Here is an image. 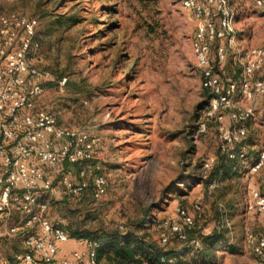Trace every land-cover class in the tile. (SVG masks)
Returning a JSON list of instances; mask_svg holds the SVG:
<instances>
[{"label":"rangeland","instance_id":"rangeland-1","mask_svg":"<svg viewBox=\"0 0 264 264\" xmlns=\"http://www.w3.org/2000/svg\"><path fill=\"white\" fill-rule=\"evenodd\" d=\"M231 5L238 45L264 44V6L256 0H231ZM0 9L39 20L33 63L50 69L55 81L36 99V109L99 137L94 163L107 177V193L96 200L90 186L81 200L63 189L44 194L48 217L81 231H137L152 244L178 251L177 264H256L245 237L249 230L264 232V214H248L245 206L251 187L264 193V168L250 170L264 144V98L252 102L255 116L246 123L248 159L225 173L229 162L220 124L207 120L213 96L203 86L193 50L199 25L194 11L181 0H0ZM61 14L78 20L58 25L54 19ZM224 42L212 43L213 64L224 80H237L241 69L233 52L224 63L217 59V46ZM204 120L208 126L201 132ZM93 174L91 166L90 183ZM182 211L195 219L186 238L159 227L166 220L182 224ZM150 219L156 222L148 226ZM15 223L18 213L9 220ZM219 231L239 251L222 246L217 260L196 259L192 239L204 241ZM23 249L21 236H4L0 264Z\"/></svg>","mask_w":264,"mask_h":264},{"label":"built area","instance_id":"built-area-1","mask_svg":"<svg viewBox=\"0 0 264 264\" xmlns=\"http://www.w3.org/2000/svg\"><path fill=\"white\" fill-rule=\"evenodd\" d=\"M181 2L199 19L193 50L203 86L213 96L207 120L219 122L221 149L229 158L244 161L249 156L246 123L255 116L252 102L264 98V44L238 45L231 0ZM256 3L264 6V0ZM38 28L36 17L0 9V239L19 235L24 247L2 264H99L102 242L98 239H88L85 247L60 258L61 245L69 241V233L45 214L49 203L42 198L44 194H59L63 189L65 195L81 200L91 186L92 197L99 200L107 193L108 180L102 167L94 163L97 135L84 128L63 126L51 111L36 109V99L48 83L55 81L50 69L33 63L40 48ZM217 39L226 40L217 46L218 61L224 63L233 52L241 69L239 79L224 80L216 71L211 50ZM207 120L199 124L201 132L207 130ZM91 166L94 174L90 183L87 175ZM263 168L264 144L250 170ZM250 196L245 212L263 215L264 193L251 187ZM196 207L201 208L199 204ZM13 213L19 214L20 223L10 225ZM182 222L166 220L159 227L186 238V230L195 226V219L182 211ZM245 238L256 264H264V232L249 230ZM203 244L202 240L192 239L195 248L201 249Z\"/></svg>","mask_w":264,"mask_h":264},{"label":"trees","instance_id":"trees-1","mask_svg":"<svg viewBox=\"0 0 264 264\" xmlns=\"http://www.w3.org/2000/svg\"><path fill=\"white\" fill-rule=\"evenodd\" d=\"M77 20L78 18L74 15L67 19L66 15L61 14L54 19V22L58 23V25H64L66 22H75ZM206 92H208V89H206ZM225 156L229 162V167L225 169V173L230 174L232 173V169L234 167L232 164L241 162V160L230 159L227 153ZM154 222L156 221L150 219V224L148 226H151ZM57 223L61 224L67 230L70 237L86 240H100L102 242V246L98 250L99 264H101L102 261H105V264H177L179 258L182 256L176 250L152 244L147 240L146 235H141L134 230L126 229L121 231L120 229H117L98 233L96 231H81L77 228L72 229L71 224L65 226L60 222ZM142 226L146 227L145 224ZM203 243L204 244L201 249L195 248L191 245V250L195 252L196 259L206 262L217 260V250L222 246L232 253L239 251L237 245L230 240L227 233L224 231L208 235L204 239Z\"/></svg>","mask_w":264,"mask_h":264},{"label":"crops","instance_id":"crops-1","mask_svg":"<svg viewBox=\"0 0 264 264\" xmlns=\"http://www.w3.org/2000/svg\"><path fill=\"white\" fill-rule=\"evenodd\" d=\"M87 240L81 238L70 237L69 241L63 243L62 250L59 254L60 258L69 256L74 249L83 248L86 246Z\"/></svg>","mask_w":264,"mask_h":264}]
</instances>
